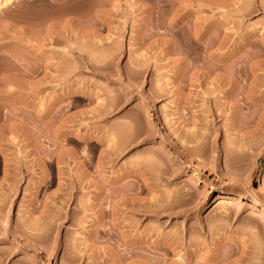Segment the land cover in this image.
I'll return each instance as SVG.
<instances>
[{"label":"rangeland","instance_id":"rangeland-1","mask_svg":"<svg viewBox=\"0 0 264 264\" xmlns=\"http://www.w3.org/2000/svg\"><path fill=\"white\" fill-rule=\"evenodd\" d=\"M0 6V264H264V0Z\"/></svg>","mask_w":264,"mask_h":264},{"label":"crops","instance_id":"crops-1","mask_svg":"<svg viewBox=\"0 0 264 264\" xmlns=\"http://www.w3.org/2000/svg\"><path fill=\"white\" fill-rule=\"evenodd\" d=\"M9 240H11L10 239V237H9ZM11 243H9V244H1L0 245V251H5L6 253L7 252H13L14 250H15V245L12 243L13 242V240H11L10 241Z\"/></svg>","mask_w":264,"mask_h":264},{"label":"bare ground","instance_id":"bare-ground-1","mask_svg":"<svg viewBox=\"0 0 264 264\" xmlns=\"http://www.w3.org/2000/svg\"><path fill=\"white\" fill-rule=\"evenodd\" d=\"M0 7H1V6H0ZM219 198H224V195L220 194V195H219Z\"/></svg>","mask_w":264,"mask_h":264}]
</instances>
